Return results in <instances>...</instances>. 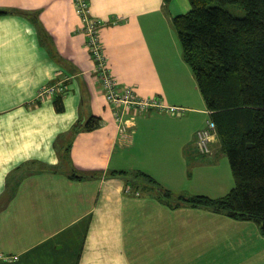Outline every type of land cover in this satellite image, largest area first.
Masks as SVG:
<instances>
[{
	"label": "crops",
	"instance_id": "1",
	"mask_svg": "<svg viewBox=\"0 0 264 264\" xmlns=\"http://www.w3.org/2000/svg\"><path fill=\"white\" fill-rule=\"evenodd\" d=\"M87 2L103 21L118 86L162 107L131 109L118 122L93 77L75 0H0V264H264L255 221L171 207L130 180L142 171L192 194L193 170L207 157L191 112H209L172 22L190 4ZM60 80V98L36 99ZM185 94L204 105L186 104ZM211 146L220 151L217 132Z\"/></svg>",
	"mask_w": 264,
	"mask_h": 264
},
{
	"label": "trees",
	"instance_id": "2",
	"mask_svg": "<svg viewBox=\"0 0 264 264\" xmlns=\"http://www.w3.org/2000/svg\"><path fill=\"white\" fill-rule=\"evenodd\" d=\"M189 1V11L173 16L172 22L217 132L220 151L227 155L234 185L213 198L174 193L142 171L130 180L136 179L134 187L139 190H155L171 207L208 208L253 220L264 231V0ZM228 4L238 5L245 14L230 13ZM4 12L0 9V14ZM96 125L85 124L88 129Z\"/></svg>",
	"mask_w": 264,
	"mask_h": 264
},
{
	"label": "built area",
	"instance_id": "3",
	"mask_svg": "<svg viewBox=\"0 0 264 264\" xmlns=\"http://www.w3.org/2000/svg\"><path fill=\"white\" fill-rule=\"evenodd\" d=\"M76 12L80 16L82 29L87 37V47L93 61V74L95 81L101 86V89L108 102L116 108V119L122 122L123 113L131 109L145 110L150 107L161 108L162 104L155 97H141L137 95L131 86L119 87L117 79L111 74L107 66V57L103 52L100 39V27L103 21L93 18L89 15L87 0H75ZM120 19L113 22H119ZM63 81H57L50 85L39 88L36 98H44L62 94L65 91ZM130 123V120L127 121ZM216 134L211 120L204 129L196 131V146L203 154L211 152L212 137Z\"/></svg>",
	"mask_w": 264,
	"mask_h": 264
},
{
	"label": "rangeland",
	"instance_id": "4",
	"mask_svg": "<svg viewBox=\"0 0 264 264\" xmlns=\"http://www.w3.org/2000/svg\"><path fill=\"white\" fill-rule=\"evenodd\" d=\"M171 2V3H170ZM167 5H170V8L176 9L177 8V4H186L189 3V0H166ZM226 9L236 15V16H243L245 14V11L243 10V8L239 7L238 5L235 4H228L225 6ZM189 7L186 6L184 8V10L189 11L188 9ZM185 11V12H187ZM184 12V13H185ZM178 37L176 36V41L179 42V39H177ZM180 43V42H179ZM167 46V55H165L166 57H171L173 56V52H174V47L172 44L169 45V43L166 44ZM178 47V45H177ZM178 49V48H177ZM180 49V53L182 51V47L180 45L179 47ZM178 49V50H179ZM94 77V74H93ZM198 93V99H202L199 92ZM190 94H192L190 92ZM194 95H189L185 94V100L187 101L186 104H192L193 107L196 106H202V103L204 105V102L199 100L196 103V99H194L193 97ZM192 116L195 118L194 120H192V126H194L196 129H204L207 125V120L208 122L210 121V116L209 113H207V111H196L195 109L191 112ZM202 120V122L200 121V119ZM200 126V127H199ZM189 127V125H188ZM216 138V134L214 132V136L212 137V141H215ZM212 146H211V151H212ZM212 152H210L211 154ZM202 164L196 168H194L193 170V175H192V179L194 176V180L196 181V185L192 187V190H194L192 192L193 194H202V195H206L209 197H220L222 195H224L225 193H227L234 185V177L232 175L230 166H229V162L227 159V155L218 151L215 152L214 154L211 155H207V157H205L204 160H202L201 162ZM179 183V182H177ZM177 183H175L177 185ZM183 187H176V189H171L172 192H176L179 190H182ZM180 193V192H177Z\"/></svg>",
	"mask_w": 264,
	"mask_h": 264
}]
</instances>
